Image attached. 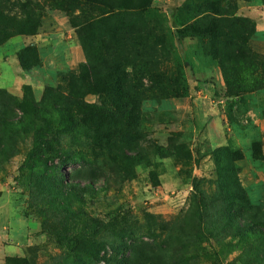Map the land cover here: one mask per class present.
<instances>
[{
	"label": "rangeland",
	"instance_id": "rangeland-1",
	"mask_svg": "<svg viewBox=\"0 0 264 264\" xmlns=\"http://www.w3.org/2000/svg\"><path fill=\"white\" fill-rule=\"evenodd\" d=\"M248 1L236 0L237 14L254 21L248 43L262 56L257 23L264 8L251 10ZM32 2L40 16L36 32L0 44V122L1 114L18 118L17 103L40 101L46 86L56 88L62 75L78 70L85 55L71 19L83 22L102 9L78 0ZM205 2L150 0L144 12L128 18L145 17L163 34L167 53L153 75L138 71L137 130L105 134L99 144L83 130L63 137L72 159L62 168L64 182L76 186L56 193L58 172L35 160L22 166L32 133L0 123V264H264L263 235H235L226 202L201 208L194 200L195 192L204 202L218 192L216 149L227 148L235 165L229 174L264 230V84L229 94L209 52L210 36L191 28L194 5L204 8ZM260 75L256 70L235 79L256 83ZM84 101L98 102V95L88 93ZM95 225L98 259L75 250L70 239Z\"/></svg>",
	"mask_w": 264,
	"mask_h": 264
},
{
	"label": "trees",
	"instance_id": "trees-1",
	"mask_svg": "<svg viewBox=\"0 0 264 264\" xmlns=\"http://www.w3.org/2000/svg\"><path fill=\"white\" fill-rule=\"evenodd\" d=\"M32 1L0 0V44L15 35L36 32L40 16ZM78 1H87L102 8L83 22L71 19L85 55L84 62L79 64L77 71L62 75L56 88L46 86L40 101L25 98L17 103L22 112L18 118L1 114L0 122L3 125L17 123L25 132L32 133L31 149L22 166L35 160L41 166L58 172L60 178L56 193H64L66 187L76 186L67 180L64 182L62 168L72 159L62 145L63 137L83 130L99 144L105 134L107 138L117 131L124 134L137 130L142 96L135 80L139 73L142 77L147 73L153 75L167 53L163 34L155 33L145 17L135 22L128 19L144 12L150 6V0ZM205 4L204 8L203 5H194L198 13L191 28L210 36L209 52L219 63L229 94L239 95L262 88L264 54L257 55L248 43L254 32V21L237 14L236 0H206ZM13 5L20 8L19 12L13 11ZM30 49L27 46L20 52L18 58L21 63L24 59L22 52ZM136 65L141 66V71ZM239 69H244V72L240 73ZM256 70L261 73L256 83L235 79L241 74L251 77ZM252 78L255 82V77ZM88 93L97 94L98 102L84 101ZM89 121H94V124H89ZM215 158L217 169L221 171L218 192L208 202L202 201L200 194L195 192L194 200L201 208L226 202L228 223L235 235L264 236L263 227L248 211L249 203L240 183L232 173L229 174L235 165L227 148H217ZM58 204L62 206L64 201ZM98 230L95 225L88 230L90 237H87L88 233L70 237L74 240L75 250L98 259L102 248L92 237Z\"/></svg>",
	"mask_w": 264,
	"mask_h": 264
},
{
	"label": "crops",
	"instance_id": "crops-1",
	"mask_svg": "<svg viewBox=\"0 0 264 264\" xmlns=\"http://www.w3.org/2000/svg\"><path fill=\"white\" fill-rule=\"evenodd\" d=\"M246 6H249L251 10H259L260 8L264 6L262 5L260 0H250L248 1V3L246 4ZM264 10V9H263ZM259 22L257 23V28L260 30L261 34L264 33V14L260 15L259 17ZM257 29V30H258ZM17 63V62H16Z\"/></svg>",
	"mask_w": 264,
	"mask_h": 264
}]
</instances>
